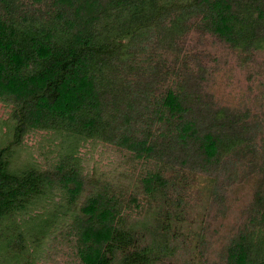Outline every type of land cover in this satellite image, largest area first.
Returning <instances> with one entry per match:
<instances>
[{
	"label": "trees",
	"instance_id": "1",
	"mask_svg": "<svg viewBox=\"0 0 264 264\" xmlns=\"http://www.w3.org/2000/svg\"><path fill=\"white\" fill-rule=\"evenodd\" d=\"M194 17L236 51H264V0H0V264H39L55 246L75 264H162L181 235L167 217L181 173L255 158L248 111L215 107L193 76L152 95L156 71L134 64L140 42L172 48ZM99 146L120 159L96 160ZM259 173L212 264H264V158Z\"/></svg>",
	"mask_w": 264,
	"mask_h": 264
},
{
	"label": "rangeland",
	"instance_id": "2",
	"mask_svg": "<svg viewBox=\"0 0 264 264\" xmlns=\"http://www.w3.org/2000/svg\"><path fill=\"white\" fill-rule=\"evenodd\" d=\"M197 21L196 17L188 21L187 31L175 40L172 48L166 49L154 36L140 42L141 49L138 46L135 49L134 64L145 68L144 75L149 80L151 72L156 71L158 80L151 87L152 95L160 94L183 77L193 76L215 107L248 111V120L253 125L250 144L256 155L254 159L240 153L232 155L210 176L181 173L184 180L176 181L177 191L171 193L168 201L173 208L169 207L167 214L171 229H179L181 235L175 242V253L162 264L222 262L225 246L245 221L264 158V51L248 54L236 51L215 36L201 32ZM39 138V134L33 135L28 143ZM84 151L82 154L88 156ZM119 156L108 146H99L94 152L95 159L104 160V164L117 162ZM177 195L183 199L178 207ZM175 206L178 220L174 216ZM142 222L135 215L127 218L135 230L149 234V229H142ZM54 249L49 252L51 258L42 259L39 264H75L69 247Z\"/></svg>",
	"mask_w": 264,
	"mask_h": 264
}]
</instances>
